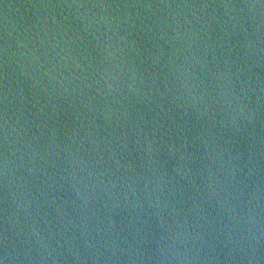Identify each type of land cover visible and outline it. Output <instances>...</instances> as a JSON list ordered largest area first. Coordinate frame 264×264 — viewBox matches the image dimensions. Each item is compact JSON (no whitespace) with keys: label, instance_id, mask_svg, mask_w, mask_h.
Listing matches in <instances>:
<instances>
[{"label":"water","instance_id":"obj_1","mask_svg":"<svg viewBox=\"0 0 264 264\" xmlns=\"http://www.w3.org/2000/svg\"><path fill=\"white\" fill-rule=\"evenodd\" d=\"M264 19V0H0V53L117 45Z\"/></svg>","mask_w":264,"mask_h":264}]
</instances>
